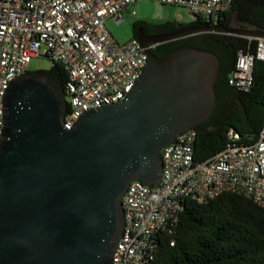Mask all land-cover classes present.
<instances>
[{
	"label": "water",
	"instance_id": "obj_1",
	"mask_svg": "<svg viewBox=\"0 0 264 264\" xmlns=\"http://www.w3.org/2000/svg\"><path fill=\"white\" fill-rule=\"evenodd\" d=\"M192 30L264 37L218 23L134 37L144 46ZM145 53L126 97L83 112L69 129L57 80L37 70L9 83L0 135V264H110L128 184L157 185L161 148L206 121L215 102L214 52Z\"/></svg>",
	"mask_w": 264,
	"mask_h": 264
},
{
	"label": "built area",
	"instance_id": "obj_2",
	"mask_svg": "<svg viewBox=\"0 0 264 264\" xmlns=\"http://www.w3.org/2000/svg\"><path fill=\"white\" fill-rule=\"evenodd\" d=\"M136 0H0V135L4 124L3 97L9 83L27 72L34 57L59 62L65 72L66 111L62 125L69 129L91 108L122 100L146 63V50L132 36L118 43L104 24L122 22L121 13ZM184 7L190 20L214 24L231 0H155ZM254 40L253 51L238 49L228 85L247 91L253 82V62L264 61V37ZM227 143L211 157L196 161V132L179 133L161 148V176L157 185L140 180L128 184L121 205L123 228L110 264H149L156 238L177 225L186 200L206 202L219 194H241L264 207V113L256 140L240 143L233 129ZM172 244V240L170 241Z\"/></svg>",
	"mask_w": 264,
	"mask_h": 264
},
{
	"label": "trees",
	"instance_id": "obj_3",
	"mask_svg": "<svg viewBox=\"0 0 264 264\" xmlns=\"http://www.w3.org/2000/svg\"><path fill=\"white\" fill-rule=\"evenodd\" d=\"M222 25L255 31L264 35V0H231L230 7L218 15ZM199 19V18H198ZM200 24H207L199 19ZM160 26L145 20L138 24ZM172 27L182 23L167 21ZM254 40L241 35L215 31L172 39L151 50L157 56L180 47H196L214 52L219 59L214 85L215 102L208 119L192 127L196 132L193 158L203 161L227 143L226 133L233 129L238 142L256 140L263 123L264 61L253 62V82L247 91L227 83L238 49L253 51ZM48 70H38L57 80L62 89L66 81L63 66L56 61ZM172 240V244L170 241ZM149 264H264V207L237 193H222L206 202L186 200L177 225L156 238V252Z\"/></svg>",
	"mask_w": 264,
	"mask_h": 264
},
{
	"label": "rangeland",
	"instance_id": "obj_4",
	"mask_svg": "<svg viewBox=\"0 0 264 264\" xmlns=\"http://www.w3.org/2000/svg\"><path fill=\"white\" fill-rule=\"evenodd\" d=\"M121 16L123 20L119 23L111 18L104 21L108 31L118 43H123L133 36L132 22L134 20L154 23L164 21L188 23L190 21L189 13L184 7L161 4L155 0H136L126 7ZM51 65V60L46 57H34L30 59L27 70H48Z\"/></svg>",
	"mask_w": 264,
	"mask_h": 264
},
{
	"label": "flooded vegetation",
	"instance_id": "obj_5",
	"mask_svg": "<svg viewBox=\"0 0 264 264\" xmlns=\"http://www.w3.org/2000/svg\"><path fill=\"white\" fill-rule=\"evenodd\" d=\"M198 21H199V19L196 18V19L190 20L188 23H182L180 25L176 24V26H174V27H172L170 24H167L166 23L167 21L157 22V23H163V25H160V26H152V25L141 23V24H138V25L134 26V33L139 32L141 34L142 38L146 39V38H148V37H150L152 35L165 33V32H170V31H172L174 29H177L179 27L199 25L200 23ZM213 23L220 24V22L218 20H216ZM215 32H219V31H215ZM202 33L203 32H198L196 30H192V31H189V32L180 33V34L174 36L172 39L175 40V39H181V38H188V37H193V36H196V35H199V34H202ZM219 33H221V32H219ZM162 43L163 42L154 43V42L146 41L144 45H146V46L147 45H153V47H155L156 45H159V44H162Z\"/></svg>",
	"mask_w": 264,
	"mask_h": 264
}]
</instances>
